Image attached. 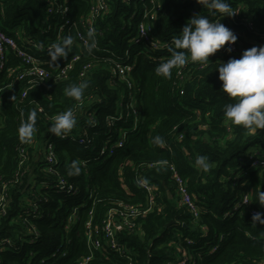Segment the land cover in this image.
<instances>
[{
  "label": "trees",
  "instance_id": "obj_1",
  "mask_svg": "<svg viewBox=\"0 0 264 264\" xmlns=\"http://www.w3.org/2000/svg\"><path fill=\"white\" fill-rule=\"evenodd\" d=\"M64 1L66 19L89 20L93 0H57ZM50 2L0 0V27L35 43L32 52L48 75L28 76V67L13 54L0 73V264H77L89 255V221L100 229L120 203L148 208V193L138 180L156 188L155 207L138 220L137 231L119 234L137 264H167L182 249L197 264L264 260V225H254L251 214L264 212L256 202V194L264 191V167H251L252 160H264V129L247 131L225 119L223 109L231 101L221 92L217 70L245 50L264 46V0H228L235 15L220 22L239 33L236 49L228 51L225 45L204 66L189 60L164 78L155 69L170 58L169 52L154 54L142 43L131 47L134 65L128 80L134 98L128 83L114 76L111 59L125 58L141 24L150 26L152 40L166 43L193 16L216 21L219 15L197 0H107V9L93 22L92 51L80 43L53 66L46 47L58 40L62 21L48 17ZM70 33L76 39L74 29ZM70 65L67 78L57 80L59 70ZM81 82L88 83L81 100L65 95L67 87ZM68 108L76 118L70 132L74 136L62 141L48 129L55 115ZM32 111L35 132L28 143H21L18 127ZM110 118L117 119L111 124ZM122 134L123 146L101 156ZM157 136L162 145L154 142ZM81 137L83 143L78 142ZM50 144L56 163L45 159ZM197 155L207 157V171L196 165ZM73 162L80 172L69 175ZM171 166L199 208L198 220L178 203ZM63 180L72 190L58 189ZM246 195L247 206L242 204ZM89 264L125 261L108 250L97 252Z\"/></svg>",
  "mask_w": 264,
  "mask_h": 264
},
{
  "label": "clouds",
  "instance_id": "obj_2",
  "mask_svg": "<svg viewBox=\"0 0 264 264\" xmlns=\"http://www.w3.org/2000/svg\"><path fill=\"white\" fill-rule=\"evenodd\" d=\"M197 3L213 10V15L220 19L213 21L205 15H195L188 20L178 35L174 36L167 51L170 58L159 64L156 75L169 78L174 68L183 67L189 60L201 66L208 64L209 57L225 47L234 45L238 39L236 34L220 22L225 16L235 15L228 0H197ZM87 50L95 47V35L92 31L87 34ZM74 38L65 36L60 42L51 44L48 55L50 63L55 66L58 59H67ZM231 51V47L227 49ZM218 79L222 82L221 92L231 101L224 106L225 119L234 126L254 132L264 129V46L252 47L243 52L239 59L232 58L227 63L218 65ZM88 87L87 82L72 84L65 89V95L79 101ZM36 112L28 114L27 120L18 127L17 134L21 143H28L35 132ZM76 124V118L71 108L58 113L54 123L48 129L52 135L64 138ZM154 142L162 145L161 137ZM166 163V162H165ZM196 165L207 171L210 164L207 157L197 155ZM80 168L76 162L70 167L69 175L79 174ZM144 183H147L145 180ZM256 202L264 208V191L256 194ZM264 212H256L252 222L264 225Z\"/></svg>",
  "mask_w": 264,
  "mask_h": 264
},
{
  "label": "built area",
  "instance_id": "obj_3",
  "mask_svg": "<svg viewBox=\"0 0 264 264\" xmlns=\"http://www.w3.org/2000/svg\"><path fill=\"white\" fill-rule=\"evenodd\" d=\"M107 9V0H93L91 6V14L89 20L80 19L79 22H71L69 19H66V15L68 13L67 3L60 2L57 0H51L50 6L47 9L48 17H60L61 24L58 26V40L54 43L60 42L65 36L71 35L70 30L74 29L75 37L71 48L74 46H79L80 43L87 45V40L84 38V34L92 31L94 33L93 22L100 15L101 12ZM248 29L253 30V25L248 24ZM83 29V30H82ZM150 26L148 24H141L137 29V34L134 36L129 44L127 52L125 53V58L119 61H113L114 76H118L121 80L128 83L130 92V98H134L133 85L128 80V76L130 71L133 68V63H131V52H129L131 47L137 46L139 44L148 45L150 51L154 54H165L167 53L168 46L171 44V41L162 43L160 41H154L150 37ZM237 37H239V33H235ZM258 34V33H257ZM53 44V43H52ZM51 44L46 47V52L49 51ZM33 47H37L35 43L32 41H28L19 33H16V37L11 36L9 33L4 32L0 27V73L6 67L7 62L9 61V55L13 54L17 59L21 61L23 66L28 67V76H46L47 72L42 67V63L40 57L37 56L33 51ZM231 51H235L236 45H231ZM70 48V49H71ZM78 59V58H77ZM75 59V60H77ZM110 60V59H109ZM133 64V65H132ZM73 66H68L64 69L59 70V72L55 75L57 80L67 78L70 70ZM135 101V99L133 100ZM90 119L93 120V116L90 115ZM121 118V117H120ZM117 118H110L109 121L113 124ZM87 132L83 133L85 137ZM74 134L69 133L66 137L60 138L62 141L67 139H72ZM125 139V134L113 144L109 149H102L100 152L101 156H105L107 154V150L112 154L115 148L123 146ZM80 143L84 142V138L81 137L79 139ZM45 159L48 163H56V154L54 151V147L50 144L48 145V152L45 156ZM252 169L257 167H264V160L254 159L252 160ZM173 172V179L176 186V197L178 203L186 208L193 216L195 220H198L200 216L199 208L197 207L194 199L190 195L188 188L180 177L179 173L175 171L173 166L170 167ZM138 184L147 191L149 197V206L146 209H141L134 205H124L123 203L119 204V208L117 210H110L108 212L107 217L103 221V225L100 229L97 227H92L91 221L88 222L87 228V247L89 250V255L86 258L80 259L77 264H89L90 261L93 260L95 254L98 253H106V251L111 250L116 252L124 261L125 264H137L135 259V254L128 248L125 244H122L119 240L120 231H129L131 234L138 230V220L143 218L147 213L152 211L155 207V192L156 188L149 183H144L142 180H138ZM58 189L62 191L72 190V186L68 184L67 181H61L58 184ZM75 193V192H74ZM3 197L0 198V207L2 205ZM250 199L246 195L242 200V204L249 205ZM236 209L238 208L235 207ZM77 209H74L73 216H75ZM258 210H252L251 214L254 215ZM71 217V219L73 218ZM217 247H214L213 251H215ZM167 264H197V262L191 258L185 249L180 251V257H178L175 261L167 262ZM259 264H264V260L260 261Z\"/></svg>",
  "mask_w": 264,
  "mask_h": 264
},
{
  "label": "rangeland",
  "instance_id": "obj_4",
  "mask_svg": "<svg viewBox=\"0 0 264 264\" xmlns=\"http://www.w3.org/2000/svg\"><path fill=\"white\" fill-rule=\"evenodd\" d=\"M125 97V94L122 92L121 94H120V97H119V108H120V106L122 105V101H123V98ZM120 114H122L123 113V110L120 108Z\"/></svg>",
  "mask_w": 264,
  "mask_h": 264
}]
</instances>
